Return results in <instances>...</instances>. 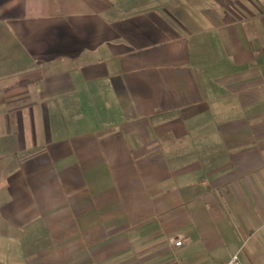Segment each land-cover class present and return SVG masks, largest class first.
Instances as JSON below:
<instances>
[{"label": "crops", "instance_id": "crops-1", "mask_svg": "<svg viewBox=\"0 0 264 264\" xmlns=\"http://www.w3.org/2000/svg\"><path fill=\"white\" fill-rule=\"evenodd\" d=\"M236 253L264 264V0H0V264Z\"/></svg>", "mask_w": 264, "mask_h": 264}, {"label": "built area", "instance_id": "built-area-1", "mask_svg": "<svg viewBox=\"0 0 264 264\" xmlns=\"http://www.w3.org/2000/svg\"><path fill=\"white\" fill-rule=\"evenodd\" d=\"M182 240L179 237H175L171 239V244L174 246L180 245ZM220 264H243L239 257L238 254H233L228 260L221 262Z\"/></svg>", "mask_w": 264, "mask_h": 264}]
</instances>
